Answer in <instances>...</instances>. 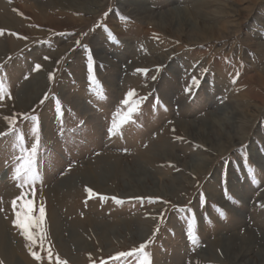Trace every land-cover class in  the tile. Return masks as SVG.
I'll use <instances>...</instances> for the list:
<instances>
[{
  "label": "rangeland",
  "instance_id": "1",
  "mask_svg": "<svg viewBox=\"0 0 264 264\" xmlns=\"http://www.w3.org/2000/svg\"><path fill=\"white\" fill-rule=\"evenodd\" d=\"M0 30V132L15 117L24 136L0 138V233L16 252L9 262L0 238V264H140L142 254L109 257L149 238L151 264H264V0H0ZM130 89L146 99L129 119L121 101ZM20 113L39 116L41 147L31 172L14 178L21 148L35 139ZM223 123L228 134L211 141L207 132ZM195 160L198 171L185 164ZM92 171L102 190L62 183ZM146 181L162 191L147 193ZM21 192L34 216L45 208L30 229L39 261L13 223ZM54 217L79 221L89 247L72 244L66 255ZM87 219L120 233L101 237ZM234 250L245 253L236 262Z\"/></svg>",
  "mask_w": 264,
  "mask_h": 264
},
{
  "label": "snow or ice",
  "instance_id": "2",
  "mask_svg": "<svg viewBox=\"0 0 264 264\" xmlns=\"http://www.w3.org/2000/svg\"><path fill=\"white\" fill-rule=\"evenodd\" d=\"M105 15L107 16V13ZM121 19L127 20L128 18L122 16ZM99 27L106 33L107 38L111 42L118 43L117 38L114 36V34L111 32V30L106 27V25L101 23ZM0 31H2V30H0ZM84 35H87V33H85ZM75 44L79 45L81 47H84L83 45H81L80 40H76ZM86 51H88L90 53L91 49L87 48ZM44 59L47 60L49 58L44 57ZM87 59H88V70H89V73H91L94 69V58L92 57V55H88ZM40 67H41L40 64H36L34 66V70H39ZM156 70L159 71L160 67L158 66ZM136 71L144 73L146 75L149 72V69H146V68L145 69H136ZM25 79H27V76H25ZM49 79L50 80L53 79L52 74L49 75ZM152 79L155 80L156 77L152 76ZM195 84H196V78L194 77V78H192V85L194 86ZM185 92L190 93L191 88L187 87L185 89ZM0 93H3V85H0ZM0 98H2V96H0ZM46 99H48L47 95L41 99L40 103L43 104ZM145 99H146V97H143V96L138 97V95L134 89H130L126 93L125 98L121 101V104L127 108L129 119L132 117L133 113L138 111L139 106L143 103V101ZM54 103L56 105H59L60 104L59 99L57 98ZM18 115L24 121H30L31 122V124H32L31 134L34 136L35 139H34V142L31 144L30 149L25 148V147L21 148V151L24 152L25 155L19 157V159L22 161V163L19 164L18 166L14 167V172H15L14 178L19 177L21 170H23L26 173L31 172V166L35 163L36 158H37V154H38V150L41 147L40 118H39V116H36V115L29 116L26 113H20ZM5 120H7L8 124H9L8 130L6 132H0V138H4V137L9 136L10 134L17 133L18 139L20 141H23V139H24L23 133L19 132V130L14 127L16 118L15 117H5ZM109 131L111 132V129H109ZM173 131H174V129H173ZM245 156H246V147H245ZM249 167H251V166L249 165ZM30 178L33 180L35 179L34 176L30 177ZM26 185H27V181H25L24 184H22L20 186L24 187ZM87 191L91 192L92 189L89 188V189H87ZM25 195L26 194L24 192H21L20 196L12 201L13 207L15 208L17 206V200H22V203L19 205L20 211L16 212V219L13 221V223L22 230L23 235L30 242L29 250L32 252L33 257L39 261L42 259V257L39 254H37L35 251H32V246L37 243V237L35 236V234L32 231H30V229H32L34 226L39 227L40 223L44 220V217H45V208H44L43 204H41L39 206V209H38V213H39L38 217L34 216L33 215V201L31 199H24ZM201 195H203V193H201ZM224 195H225V198L228 200L233 199V197L229 194V192L226 188L224 190ZM113 199H115L117 203L121 202L118 198L114 197ZM165 203H168V202L165 201ZM178 210H182V209H178ZM218 211H219L221 217H223L225 215L223 210L218 209ZM158 230H159L158 228L155 229V231H158ZM150 242H151V238H149V240H147L143 243H140L139 247H134L129 251H120V252L116 253L115 256L109 257V259L114 260V261H119L122 258L138 257L139 255L142 254L144 256V259L142 261H140V264H151L149 253L146 251ZM39 244H40L41 248L44 247L43 232H41V234L39 236ZM46 251H47V255H48L49 260H51L53 257V253H52L51 248H47ZM57 261H58V264H66V262L60 261L58 257H57ZM101 264H106V262L101 261Z\"/></svg>",
  "mask_w": 264,
  "mask_h": 264
},
{
  "label": "bare ground",
  "instance_id": "3",
  "mask_svg": "<svg viewBox=\"0 0 264 264\" xmlns=\"http://www.w3.org/2000/svg\"><path fill=\"white\" fill-rule=\"evenodd\" d=\"M145 9V8H144ZM140 10V9H139ZM138 10V11H139ZM142 11H144L143 9H142ZM141 11V12H142ZM151 11V13H152V10H150ZM149 14V13H148ZM148 14H147V16H148ZM161 16H160V19H162V18H164V17H162L163 16V14H160ZM176 15V14H175ZM154 16V15H153ZM153 16L151 15V18H153ZM148 18H150V17H148ZM156 18V17H155ZM175 18V17H174ZM173 21V20H172ZM160 23V22H159ZM218 37V36H217ZM221 126H220V129L219 130H213L212 132L214 133V137H211V134H210V132L208 131L207 132V134H208V138L211 140V141H219L220 140V138L223 136V135H227L228 134V130H227V128H226V126L224 125V123H223V125L222 124H220ZM212 130V129H211ZM208 145L209 146H211V148L213 147L214 148V146H213V144H212V142H208ZM178 158V157H177ZM178 160V159H177ZM179 161V160H178ZM186 165H187V167H189V168H192V170L193 171H198L199 169H200V167H201V165L203 164V160H195L194 162H193V164H190V163H188V162H186L185 163ZM188 168V169H189ZM140 170V169H139ZM127 171V170H126ZM136 171V170H135ZM202 172V171H201ZM93 175V171L92 172H90V175L88 176V175H82V176H84V177H81V176H79V179H78V177L77 176H75V178H74V180L72 179L71 181L68 179L66 182H62L64 185H66L67 187H70V190L71 189H74V190H72V191H76V192H78L79 193V191L80 190H78L76 187L78 186V185H81V184H84V185H90L91 187H94V189H96V190H102V188L104 187V183L102 182L101 183V181L99 180V178H95L94 176H92ZM95 174V173H94ZM122 174V173H121ZM128 174V173H127ZM124 175V174H123ZM127 177V176H126ZM60 183V182H59ZM131 185V184H130ZM175 185L176 184H174L173 183V185H168L167 187L165 186V188L163 187V190H165V193L167 192V193H169V192H171V193H173V192H175V189L177 188V187H175ZM132 186V185H131ZM137 187V186H136ZM158 188V185L157 184H153V187H151V185L150 184H148V182L146 181V192L148 193V191H149V193H155V189L154 188ZM149 188H150V190H149ZM129 189V188H128ZM131 189V188H130ZM154 189V190H153ZM139 190V189H138ZM53 191V190H52ZM160 191H162V186H160V188H158L157 189V193L158 192H160ZM75 192V193H76ZM142 192V191H141ZM143 193V192H142ZM133 194V193H132ZM56 217H54V218H52L53 220H54V222H53V234H54V236H55V238H56V240H57V242H58V244H59V246H60V248L62 249V250H64V252L66 253V255H68V256H71L72 254V252H71V247H72V244L73 245H75V246H77L78 247V249L80 248V246L81 247H83V246H88L89 247V245H87L86 244V241H85V239L83 238V236L81 235V230L79 231V229H77V227L76 226H74V225H72V224H77V222H79V221H77L76 223L74 222V223H72V224H67V223H64V222H62L61 221V219H59V218H57V219H55ZM59 219V220H58ZM88 224H90V226L94 229V230H96L97 231V233L101 236V237H105V234L107 233L106 232V229L108 228L111 232H115V233H117L118 234V232L120 233V231L116 228V226L115 225H107L106 223H104V222H99V221H97L96 219H87V221H86ZM128 223V222H127ZM130 223V222H129ZM128 223V224H129ZM67 225L68 226H70V227H68V228H66L65 229V227H67ZM1 227V226H0ZM82 228V227H81ZM90 228V227H89ZM91 228V229H92ZM148 228V224H146V229ZM0 230H1V228H0ZM66 231H69V237H65L64 236V233L66 232ZM109 231V232H110ZM145 231V230H144ZM139 232V231H138ZM137 233V232H136ZM84 234V233H83ZM93 234H94V232H93ZM138 235H136L137 236V238L138 239H140V238H142V234H143V232H139V233H137ZM6 237H7V235H6ZM0 238H1V244H2V246H3V251H4V254L6 255V259H8V261L9 262H11V263H13L14 262V255L13 254H15L16 252H14V248L12 247V245L8 242V240L5 238V235L3 234V233H0ZM234 238H236V237H234ZM229 239V238H228ZM234 242V241H233ZM226 246V245H225ZM75 248V247H74ZM229 249V248H228ZM244 249V248H243ZM84 250V249H83ZM225 250H226V248H225ZM79 251V250H78ZM230 251H228L227 253H229ZM234 254L236 255L235 257H234V261L236 262V261H238V259H239V257H241V255H242V257L245 255V253L242 251V252H240L239 254H236V250H234Z\"/></svg>",
  "mask_w": 264,
  "mask_h": 264
}]
</instances>
